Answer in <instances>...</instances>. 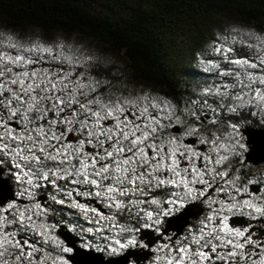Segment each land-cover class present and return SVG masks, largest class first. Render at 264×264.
<instances>
[{
    "label": "trees",
    "instance_id": "trees-1",
    "mask_svg": "<svg viewBox=\"0 0 264 264\" xmlns=\"http://www.w3.org/2000/svg\"><path fill=\"white\" fill-rule=\"evenodd\" d=\"M228 20L249 25L254 32L256 41L261 46V51H264V0H0V50L11 42L10 31L24 32L37 28L45 35L62 32L67 35L77 34L84 38H91L110 53L121 55L124 60L123 65L103 64L98 61L89 65L87 74L98 82V94L105 99H109L114 93L129 95L132 92L131 86L145 84L166 96L173 104L174 117L182 121L179 126L180 131L174 133L173 126H170V123H164L165 126L156 130L149 142L160 148V144H165L170 137L175 139L177 149L170 152L168 158L165 157V147H161L160 150L164 155L163 161L169 159L171 165L168 167L175 168L180 174L190 164L186 161L187 153L196 150L194 146L183 143V138L189 136L184 134L187 124L194 125L193 135L197 138L198 143L201 140L209 139L212 135L218 137L222 132L223 141L219 140V144L224 145L225 150L226 145L232 147L223 156L227 159L218 163L215 170L220 173L221 179L230 186V191L238 192V199H240L246 197L244 195L246 180L250 170L257 166L247 163L244 159L246 145H244V137L240 133V128L245 125L264 127V115L259 116L251 106L238 102L237 97L244 96L245 93L242 88L235 89V82L231 81L230 77L219 76L217 78L216 73L207 72L200 66L204 50L214 42L217 31ZM250 56L247 48L238 46H232L229 53L231 59L249 58ZM261 72L264 75V65H261ZM1 85L3 84L0 83ZM3 91L0 89V134L5 132L27 133L33 136L35 130L50 128L55 120H58L55 115L49 113L47 116L41 114L42 117L37 122L32 119L27 126L25 120L23 124H20L19 121H23V118L21 119L17 112L13 115L14 111H12L11 105V101L16 99ZM8 119H15L20 128L9 126ZM101 130L102 132L96 135L94 141L101 144V148H105L100 153H96L97 158H92V153H87L85 149L81 150V146H75L74 155H68V158L78 156L79 161H82L80 169L82 172L90 173L89 176L98 170L100 174L102 168L113 165L111 162L116 160L110 161L105 156L106 152L114 151L112 148L113 139L108 135L110 129L102 127ZM79 135L83 140V134L79 133ZM51 138L50 145L55 147L50 148H56L62 144L74 145L60 137L56 140L54 137ZM238 140L241 142V149L233 147ZM127 145L128 143L125 141L121 143L120 147L116 146L125 148ZM89 157L92 160H89ZM126 157V154H122L117 160L122 162ZM151 158L152 156H147L145 159L147 162L144 160L141 166H137L135 163L121 164L124 169H129L125 171L128 173H151V176L157 180L170 178L169 175L164 177V174L160 175L159 171L155 170L157 165ZM99 161L102 163L98 164ZM77 164L78 162L76 166ZM133 167L135 171L132 170ZM192 168L189 169L191 172L186 171L185 175H180L181 179L178 178L176 182L180 183L179 181L186 180L188 181L187 186L194 189L197 183H192L193 180H196L195 173L192 171L203 169L199 158ZM76 169L79 170V166L74 167L71 175H67L68 177L56 181H53L52 175H48L47 181L49 182L46 183V186H37L34 190L36 202L25 197L22 198L25 200L24 204L10 201L0 207V235L7 240L9 246L15 247L18 237L24 234L23 228L13 222L10 225L11 209H6L10 206H14V209L34 207L37 212L34 219L36 223L58 239L56 230L59 224L69 225L72 219L67 209L60 205H54V200L62 201L65 197L67 202L69 199L79 203L78 198L82 199L84 196L96 194L87 183L81 184L77 175L72 176L76 173ZM169 173L174 175L173 171ZM224 173L226 175H223ZM103 174L104 177H107L104 178L106 187L119 189L121 182L115 180L116 176L113 171L108 170ZM38 176L41 177V174ZM200 178H203V181L208 182L207 184L211 185L210 188H213L209 196L205 198L206 200L212 199L214 202L211 206L212 211L207 216V208L204 207L202 215L197 220L191 221L188 225L189 228L185 230L187 238L183 240L178 238L172 241L168 246L172 253L171 262L175 260L172 256H176L185 243L201 244L227 241L222 233L217 234L216 238L209 239L208 235L213 234V231L207 227L227 224L226 218L237 212L236 207H232L225 214L222 211L219 212L220 209L223 210L224 206L229 208L233 204L232 200L225 198L223 194L215 195L214 191L218 185L216 178L214 181L203 174ZM51 185H55L56 189L65 195L62 196L59 193L53 195L54 191L51 190ZM201 185L206 186L203 183ZM145 190L143 189V191ZM14 191L16 192V188ZM239 192L242 194L240 195ZM39 195H46V202H49L47 206L41 205L40 202L37 203ZM148 195L155 201V206L149 211L151 220L145 218L143 212L137 211L131 204V197L125 195L120 200H116L121 207L115 209L113 218L119 228L115 232L118 236L116 241L121 245L127 247L131 245L129 241L136 242L140 228H161L166 217L177 212L171 208L168 200H181L182 198L183 204L191 201H188L190 197L184 189H171L158 184L148 192ZM254 197L258 198L255 194ZM169 209L173 210L169 211ZM207 217H211L212 222L204 219ZM216 219L219 221L216 222ZM69 229L75 234L78 233L74 227ZM79 244L99 249L98 245L87 242L85 239H80ZM123 248L125 247H122V250ZM4 249L8 250L5 257L14 256V248L6 247ZM66 263L68 264V262Z\"/></svg>",
    "mask_w": 264,
    "mask_h": 264
},
{
    "label": "rangeland",
    "instance_id": "rangeland-1",
    "mask_svg": "<svg viewBox=\"0 0 264 264\" xmlns=\"http://www.w3.org/2000/svg\"><path fill=\"white\" fill-rule=\"evenodd\" d=\"M10 34L11 42L0 50V83L3 84L0 89L16 99L11 101L12 111L17 112L21 119L23 118V121H19L20 124H23L24 120L26 121V126L32 119L37 122L42 117L41 114L47 116L52 113L58 120H55L50 128L45 127L43 133L40 130H35L33 136L30 134L33 137L32 140L27 139L29 136L27 133L11 134L5 132V138L0 141V147L4 144L8 145L7 148L0 150V166L4 169L3 175L8 177L13 187L16 188L17 197H29L36 202L35 188L46 186V183L49 182L44 178L45 173L52 175L53 181H56L62 179L60 177H68L67 175H71L73 172V168L79 166V170L76 169V173L72 176L77 175L81 184L85 182L95 191L96 194L93 196L101 202L107 213L98 211L95 207L84 203L83 200L76 203L68 199L67 202L64 197L62 201L54 200V205H60L67 209L72 219L69 225L62 224L68 228L74 227L78 230L76 235L81 239L99 246V249H90L99 251L106 257L117 255L122 247L116 241L118 236L115 232L119 228L113 218V212L117 209L116 205L118 204L116 200H120L125 195L131 197V204L137 211L143 212V216L151 220L149 211L153 209L155 202L148 195V192L158 184L157 178L154 179L152 174L125 172L121 164L124 160L120 162L117 158L119 159L120 155L126 154L129 165L134 162L137 166H141L147 156H152L151 159L155 160L156 165L161 166L160 175L161 173L164 174V177L169 175L170 178L164 179L177 181L180 177L176 176L175 173L174 175L169 173L170 168L168 166L171 163L169 159L163 161L164 155L160 150L164 146L165 157L168 158L170 152L177 149L175 139L170 137L165 144H160V148L153 146V143L150 144L149 139H152L156 130L165 126L164 123H170V126H180L182 121L174 117L171 101L145 84L131 86L132 92L129 95L114 93L109 99L99 95L97 91L98 82L87 74L89 65L97 61L103 64L117 63L123 65L124 60L121 55L107 51L96 40L84 38L77 34L67 35L62 32L45 35L37 28L28 29L24 32L10 31ZM232 46L247 48L251 56L249 58H229ZM44 48L51 49V51L46 52L43 50ZM18 57L21 59H17ZM234 61L241 63H234ZM261 61H264V51H261V46L256 41L252 28L243 22L228 20L217 31L214 42L204 50L200 66L207 72L216 73L217 78L219 76L230 77V80L235 82V89L242 88L245 93L244 96L237 97L238 102L251 106L257 115L263 116L264 100H261L257 94V90L260 91V94H264V84L259 83V78L264 77L263 72H261V65L264 63ZM252 65L256 66L253 67ZM8 121L17 123L15 119H8ZM104 126L108 130L110 129L108 135L109 138L113 139L112 148L114 150L111 151V157L107 155L108 152L105 156L110 161L116 159L111 162L114 166L108 165L107 168L114 172L116 181H122L119 184V189L112 188L113 191H109V188L104 184V172L97 175L100 171H94L89 176L90 173L82 172L80 169V162L82 161H79L78 156L68 158L70 155H74L75 146H81V150H84L85 147H91L96 135L102 132L101 128ZM48 128L49 130H47ZM153 128L155 131L152 130ZM193 128V124H187L184 134L194 136ZM79 133L83 134L82 142L78 141ZM145 133L148 134L147 138H145ZM125 134H127V138H125ZM219 134L221 135L218 137L212 135L209 139L199 142L206 147L203 152L193 150L187 153L186 161L190 164L187 165L188 168L182 170L180 175H185L186 171L191 172L189 169H193L192 167L195 166L198 158L203 167L201 171H192L197 180L194 189L180 183H167L162 186L171 189H184L186 194L191 189L192 194L189 195L188 201H196L202 196L200 193H205L207 188L211 186L207 184L208 182L203 181V178H200L201 175L203 174L210 179L216 178L218 185L214 191L215 195L223 194L225 198H230L233 202L229 208L224 206L223 210L220 209L219 212L228 213L234 205L237 214L264 218V163L250 170L244 190L246 197L238 199V192L230 191V186L221 179L220 173L215 170L218 165L217 161L221 160V157L232 147L226 145L225 150L224 145L219 144L220 141H223L221 138L223 134L222 132ZM12 136H16L17 139L13 140ZM51 137H54L55 140L56 137H60L74 145L62 144L59 147L50 148ZM137 138H140L142 142L133 145L131 142ZM44 140H47V144L43 143ZM125 141L128 145L125 148L121 147L124 151L120 152L118 147ZM41 145L47 153L55 155L59 150L61 154L56 160L46 159L45 153L39 151ZM233 147L241 149V142L236 141ZM130 148L132 151L128 150ZM29 149H32V152H29ZM140 149H143L144 152L141 153ZM246 149L245 146V151ZM33 152L36 156L41 157L42 163L37 164L35 160L23 158L31 156ZM61 161L64 162L61 163ZM117 168L120 171H117ZM39 174L41 177L38 176ZM85 176H87V180H85ZM141 176L143 179L139 178ZM91 177L92 179H90ZM93 180L96 181V184L91 182ZM133 180L135 183L130 182ZM202 183L206 185L205 188L197 190ZM252 183L260 186L259 193L255 194L258 198H255L254 194L249 191V185ZM50 188L54 191L53 195L55 193L65 195L58 191L55 185H51ZM143 189L147 191H143ZM239 194L241 195L242 192ZM46 201L47 199L43 202ZM38 202L40 200H37ZM245 202H249L255 207H249ZM213 203L212 199L203 201L204 207L207 208V216L212 211ZM171 208H173L172 205ZM255 208H260L262 211L257 212ZM6 209H11L10 225L13 222V224L23 228L24 234L18 237L19 247L9 246L7 240L0 235V252L3 253L0 256V264H67L65 255L71 250L64 251L67 248L64 242L59 237L57 239L51 236L47 229L36 223L34 219L37 212L34 207L14 209V206H10ZM21 214H23V220H21ZM204 219L212 222L211 217ZM10 225L7 226L10 227ZM80 245L89 249L85 244ZM6 247L15 249L13 257L4 256L8 252L7 249H4ZM29 253L31 255H28ZM172 257L176 258V256ZM178 261L174 260L172 264H177ZM68 264L70 263L68 262Z\"/></svg>",
    "mask_w": 264,
    "mask_h": 264
},
{
    "label": "water",
    "instance_id": "water-1",
    "mask_svg": "<svg viewBox=\"0 0 264 264\" xmlns=\"http://www.w3.org/2000/svg\"><path fill=\"white\" fill-rule=\"evenodd\" d=\"M8 125L16 129L20 128L15 121L8 122ZM172 129L174 133L180 131L179 126H173ZM240 133L244 137V143L247 148L244 152L245 161L251 165L264 163V127L245 125L240 128ZM183 143L194 146L198 151L204 150V146L198 143L195 136L189 135L184 137ZM3 173L4 169L0 166V207L5 206L10 201L24 204L25 200L17 197L13 184L8 177L3 175ZM202 187V185L198 186L199 189ZM211 191L212 187L208 188L207 193L203 195L199 201L187 202L182 209L167 216L160 233L155 234L151 229L140 228L138 231V239L144 242L147 247L146 249L137 250L134 248H126L120 254L106 257L99 251L82 247L79 244L81 238L73 233L65 224H59L56 232L58 237L64 242L65 246L71 250V252L65 255L70 264H128L130 258H132L136 264H140L151 255L150 248L155 242L162 240V237L169 232H174L173 237L180 235L190 221L196 220L201 216L203 212L201 200ZM249 191L253 194H257L260 191V186L252 183L249 185ZM37 200H40V203L43 206L49 204V202H43L46 200V195H39ZM84 203H92L98 211L102 213L106 212L105 208H103L95 198H90L88 201H84ZM256 222L262 223L264 220H248L244 215L240 214L231 215L228 219V224L231 226H247Z\"/></svg>",
    "mask_w": 264,
    "mask_h": 264
},
{
    "label": "flooded vegetation",
    "instance_id": "flooded-vegetation-1",
    "mask_svg": "<svg viewBox=\"0 0 264 264\" xmlns=\"http://www.w3.org/2000/svg\"><path fill=\"white\" fill-rule=\"evenodd\" d=\"M107 126V124H105ZM105 127V126H104ZM78 141H81L82 137L78 134L77 136ZM93 142V141H92ZM106 146V144H105ZM105 147L101 148V144L93 142L91 147H85V151L87 153H92V158H97L96 153H100ZM91 157H89V160H92ZM102 163V162H98ZM203 186V185H202ZM205 186L201 188L203 190ZM213 189V188H212ZM215 190V188H214ZM212 192V191H211ZM210 192V193H211ZM207 192L204 193V195ZM209 193V194H210ZM205 196L201 200V204L203 206L204 211V205L203 200L209 196ZM203 195L196 201H199ZM90 198H95L97 202L101 204V202L92 196H84V198L78 200L88 201ZM87 205H90L94 207L92 203H89ZM102 205V204H101ZM103 207V206H102ZM104 208V207H103ZM98 210V209H97ZM203 213V212H202ZM237 214V213H234ZM232 214V215H234ZM202 215V214H201ZM243 215V214H240ZM169 216V215H168ZM231 215H229L226 219L228 229L231 231H225L224 226H209L207 229L212 230L213 234L208 235V238H216L218 237L217 234L222 233L224 237L227 239V241L224 242H205L201 244L196 243H185L184 247L187 249L186 252H180L178 251L176 253L175 260H182V264H193V261H196L197 264H264V222H256L249 224L247 226H231L228 224V219ZM248 220H257V219H263V217H251L244 215ZM197 220V219H196ZM194 221V220H193ZM219 220L216 219V222ZM191 222V221H190ZM189 225V224H188ZM188 225L183 229L182 233L176 237H173L174 232H169L167 235L162 237V240H158L153 244V246L150 248L151 255L142 263L140 264H172L170 261L171 259V251L168 248V246L172 243V241L176 239H186L187 236L185 234V230H187L189 227ZM163 227V226H162ZM161 228L159 229H151L154 231L155 234L160 233ZM150 229V228H147ZM236 230H240L244 233L243 236H237L235 234ZM263 231V232H262ZM207 237V236H206ZM195 244V245H193ZM242 245V247L240 246ZM213 247H215V251H213ZM126 248H134L137 250L146 249V245L143 241H140L138 239L137 234V241L134 244H131L123 250H121L118 254L122 253ZM204 252L208 259L202 258L199 256L200 252ZM176 252V251H175ZM175 252H173V255H175ZM128 264H136L135 261L130 258L128 261Z\"/></svg>",
    "mask_w": 264,
    "mask_h": 264
},
{
    "label": "snow or ice",
    "instance_id": "snow-or-ice-1",
    "mask_svg": "<svg viewBox=\"0 0 264 264\" xmlns=\"http://www.w3.org/2000/svg\"><path fill=\"white\" fill-rule=\"evenodd\" d=\"M13 46H15V45H13ZM43 50L46 51V52H47V51H51V49H48V48H44ZM17 59H21V58L18 57ZM234 63H241V62H240V61H234ZM244 63H247V61H244ZM261 63H264V61H261ZM252 66L255 67L256 65H252ZM13 83H15V81H13ZM21 83H23V81H21ZM259 83L264 84V77L259 78ZM257 94H258V96H259V98H260L261 100H264V94H260V91H259V90H257ZM17 99H19V97H17ZM33 99H36V98L33 97ZM37 102H38V101H37ZM61 103H63V101H61ZM30 107H31V106H30ZM110 114H111V113H110ZM13 115H15V112H13ZM97 115H98V114H97ZM152 130L155 131L154 128H153ZM40 131H41V133H43V129H42V128H41ZM5 135H6V134H0V141H2V140L5 138ZM147 135H148V134L145 133V138H147ZM56 138L58 139V137H56ZM125 138H127V134H125ZM12 139L15 140V139H17V137H16V136H12ZM27 139L32 140L33 137H32L31 135H29V136L27 137ZM141 142H142L141 139H140V138H137L136 140H133L131 143H132L133 145H136V144H139V143H141ZM43 143H44V144H47V140H44ZM7 147H8V145H7V144H4V145H2V147H0V150H2V148H7ZM49 147H55V146H54V145H49ZM128 150H129V151H132L131 148L128 149ZM39 151L45 153V158H46V159H52V160H56L57 157L61 154L59 150H57V153H56L55 155H52V154H50V153H47V151H46V149L43 147V145L40 146ZM119 151H120V152H123L124 149H123V148H120ZM139 151H140L141 153L144 152L143 149H140ZM29 152H32V149H29ZM17 154L19 155L20 153H17ZM107 155H108L109 157H111V156H112V152H108ZM145 155H146V154H145ZM23 158H24L25 160H35V162H36L37 164L42 163L41 157L36 156V155L34 154V152H33V154H32L31 156H25V157H23ZM101 159H104V157H101ZM225 159H227V157H221V160H218L217 163H220L222 160H225ZM63 162H64V161H61V163H63ZM145 162H147V161L145 160ZM94 163H95V161H94ZM123 163L126 164V165L129 164V159H128V158L124 159ZM133 163H134V162H133ZM84 166L87 167V165H84ZM17 167H19V165H17ZM160 167H161V166H157L155 170H156V171H159V170H160ZM116 170H117V171H120L119 168H117ZM128 170H129V169H127V168L124 169V171H128ZM132 170L135 171V168L133 167ZM101 171H102V172H107V171H108V168H107V167H104V168L101 169ZM170 171H173V172L175 173L176 176H180V173H179L178 171H176L175 168H171ZM53 175H55V173H53ZM97 175H99V172L97 173ZM149 175H151V173H149ZM197 175H200V173H197ZM223 175H226V173H224ZM47 176H48V174L45 173L44 178L47 179ZM60 178H63V177H60ZM105 178H107V177H105ZM139 178H140V179H143V176H141V177H139ZM153 178L156 179L155 177H153ZM85 180H87V176H85ZM91 182H92L93 184H96V181H95V180H93V181H91ZM121 182H122V181H121ZM130 182H131V183H135L134 180H133V181H130ZM179 182H180V183H184L185 186H187V184H188V181H186V180H181V181H179ZM196 182H197L196 180H193V181H192V183H196ZM200 182H203V181H200ZM29 183H31V181H29ZM167 183L176 184L177 182H176V181L166 180V179H159V180H158V184H159V185H164V184H167ZM109 191H113V189H112V188H109ZM191 194H192V190L189 189L187 195H191ZM200 195H204V193L201 192ZM153 202H155V201H153ZM169 203L173 206V209H175V210H177V211H179L180 209H182V208L184 207L182 198H181V200H170ZM245 203H246L247 206H249V207H255L254 205L250 204L249 202H245ZM116 206H117V208L121 207L120 204H117ZM233 207H234V205H233ZM173 209H169V211H171V210H173ZM255 210H256L257 212L262 211L260 208H255ZM149 216H151V213H149ZM21 220H23V214H21ZM224 230H225V231H229V232L231 231L230 229H228V226H227L226 223H225V225H224ZM235 234H236L237 236H243V235H244V233H243L242 231H240V230H236ZM25 243H27V242H25ZM134 243H135V241H129V244H134ZM197 243H199V241H197ZM16 246H17V247L20 246V244H19L18 241H17V243H16ZM29 246H30V245H29ZM240 246L242 247V245H240ZM121 247H126V245H121ZM64 251H70V249L65 248ZM179 251H180V252H186L187 249H185V248H181ZM213 251H215V247H213ZM2 255H3V253L0 252V256H2ZM28 255H31V253H29ZM199 256L202 257V258H205V259H208V258H209V257H207V256L205 255V253L202 252V251L199 253ZM17 259H19V257H17ZM182 260H183V258H181V260H179V261L177 262V264H182ZM193 264H197V262H196V261H193Z\"/></svg>",
    "mask_w": 264,
    "mask_h": 264
}]
</instances>
